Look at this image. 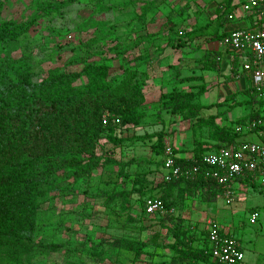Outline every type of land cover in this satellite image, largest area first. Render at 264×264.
Returning a JSON list of instances; mask_svg holds the SVG:
<instances>
[{
	"label": "trees",
	"instance_id": "16d2710c",
	"mask_svg": "<svg viewBox=\"0 0 264 264\" xmlns=\"http://www.w3.org/2000/svg\"><path fill=\"white\" fill-rule=\"evenodd\" d=\"M92 1L95 10L102 11L112 0ZM127 1L128 5L130 1L135 4V0ZM141 7L138 19L144 23L154 6L150 1L144 2ZM3 8L4 0H0V15ZM57 11V7H45L33 19L19 24L0 21V264H23L22 257L37 248L48 251L61 249L64 246L61 243L36 241L42 205L65 190V181L90 177L101 165L99 150L107 152L104 149L107 143L120 146L125 141L117 131L140 126L147 117L144 92L147 69L139 65L133 67L129 60L119 67L122 69L119 73L104 60L83 57L80 70L54 67L39 77L30 54L24 53L18 58L3 54L12 41L23 45L36 25L45 23L47 26V17ZM89 17L95 26L107 23L97 20L93 13ZM165 25L175 31L177 22ZM182 38L179 36L176 40ZM80 80L83 82L80 83ZM206 89L204 84L190 89L174 87L161 91L159 96L158 116L164 118L168 114L195 121L192 123L193 159L176 158L177 163L185 168L195 163L202 164V155L207 151L235 146L236 138L242 133L237 128L242 123L261 120V124L250 130L264 133L261 116L264 95L256 87L252 91L254 110L249 117L238 120L235 127H220L215 122V116H201L206 106L200 103L199 97ZM203 127H209L207 137L218 143L202 140ZM164 135L160 131L147 136L157 137L152 147L162 169L165 151L170 146L166 145ZM170 147L177 155V150ZM108 161L113 162L111 159ZM248 177L251 179V176ZM147 183L144 176H136L130 193H139L143 197L144 214L151 216L145 212V199L154 196L152 190L155 188L162 190L158 197L166 212L160 221L174 241L167 246L160 244V232H155L147 242L115 237L108 244L115 250L132 252L135 257L145 254L149 244L155 249L168 247L175 256L211 263L208 245L201 248L195 245V233L190 234L184 229L181 218H175L174 210L177 200L184 202L196 193H200L205 201L213 202L223 188L201 174L192 181L173 178L151 187ZM130 193L116 192L111 197L113 201L121 200L124 207L129 202ZM166 221H170V225ZM94 249L95 253H100L97 246Z\"/></svg>",
	"mask_w": 264,
	"mask_h": 264
},
{
	"label": "rangeland",
	"instance_id": "374dc122",
	"mask_svg": "<svg viewBox=\"0 0 264 264\" xmlns=\"http://www.w3.org/2000/svg\"><path fill=\"white\" fill-rule=\"evenodd\" d=\"M150 1L154 7L142 23L138 19L141 5ZM93 3L92 0H4L0 21L7 23L29 21L45 7L58 8L56 13L47 17V26L45 23L36 25L23 45L12 41L3 52L5 56L14 58L24 56V53L30 54L39 77L54 67L80 70L83 57L104 60L119 73L122 72L119 67L129 60L133 67L139 65L146 68L148 74L144 86L147 117L143 124L118 130V136L125 141L120 146L107 143L104 147L107 152L99 150L101 165L92 175L65 181V190L41 207L36 241L61 243L64 246L58 251L37 248L22 257L23 264H153L157 252L168 250V247L155 249L149 244L145 254L135 257L132 252L113 249L108 241L115 237H129L147 242L155 232H160V244L167 246L174 241L167 228L161 225L163 215L146 216L143 197L130 192L136 176L147 178L148 187L162 181V165L152 147L157 137L148 138V135L162 131L166 145L194 152L190 136L192 124H170L167 113L163 118L157 115V111L154 112L160 92L173 86L168 82L160 88L162 82L156 79L168 67L159 66V52L176 39L171 37L174 35L172 30L164 26L177 22L182 15L181 5L184 2L135 0V4L130 1L128 5L127 0H112L107 3L108 8L102 11L95 10ZM91 13L97 20L107 23L93 25L89 17ZM201 134L204 136L203 132ZM143 136L145 138L142 139ZM249 184L257 187L256 182ZM156 190L152 192L157 193ZM244 191L237 193L234 203L238 200L240 202L236 204L247 205L242 195ZM116 192L130 193L129 202L124 207L121 200L113 201L111 196ZM206 202L200 193H196L188 197L187 203L177 200L174 210L175 218H181L184 229L190 234L195 233L196 246L206 238L207 223L203 219L209 213L205 210ZM214 203H218L211 202L215 208ZM246 214H237L235 218L240 224L242 220L245 230H253L261 235L259 246L264 249V209L257 223H251ZM166 224L170 225V221H166ZM95 246L100 253H95Z\"/></svg>",
	"mask_w": 264,
	"mask_h": 264
},
{
	"label": "crops",
	"instance_id": "0c3cea01",
	"mask_svg": "<svg viewBox=\"0 0 264 264\" xmlns=\"http://www.w3.org/2000/svg\"><path fill=\"white\" fill-rule=\"evenodd\" d=\"M246 1L183 0L184 3L181 5L182 15L178 17V25L175 27V31H172L174 35L171 36L173 38L182 36L183 38L179 41L175 39V41L163 46L159 52V66H168L156 78L157 82H162L160 88L168 82L173 84L168 90L174 87L190 89L194 85L204 84L207 89L200 95L199 101L206 107L202 109L201 116L204 118L215 116V122L220 127H235L238 120L249 117L255 108L252 93L254 88L253 79L251 74L243 67L244 63L252 58V53L234 50L222 42V38L233 30L253 31L264 22V18L243 9V4ZM230 15L232 16L230 17ZM165 79L167 80L164 81ZM180 80L184 81L181 82ZM209 105L213 106L207 107ZM156 106L157 109L154 112L158 111L159 99ZM261 114L264 120V110ZM167 119L170 124H192L195 122L194 120H184L180 116H168ZM242 124L244 130L236 138L237 144L243 141L261 142L264 140L263 132L248 129L247 125L250 123ZM190 131V136L193 139L192 144L194 145V131L191 125ZM202 132L204 135L202 140L211 144L218 143V141L207 137L209 127H203ZM175 149H178L177 157L179 158L193 159L194 157V154L189 151L185 152L180 148ZM248 176L251 175L240 176L230 183L233 197L231 203L226 201L223 187L222 192L215 200L218 203L217 205L214 203L215 208L211 206V202H206L205 210L209 213H206L203 219H206V223L209 218L216 219L224 234L233 235L239 240L245 252V259L240 264H264V249L259 246L261 235L253 230H245L242 220L240 224L235 218L240 213H243V215L247 213L246 215L250 217L255 210L260 212L261 217L262 209H264V186L257 179L252 177L250 179ZM251 182H256L257 187H251L249 184ZM155 189H157L155 191L157 193H154V196H158L162 190ZM239 189L246 190L242 194L243 197L245 196L246 206L236 204L240 202L238 200L234 203ZM175 192L176 190L173 191L174 195ZM188 197L184 200V203H187ZM210 209L212 211H209ZM205 231L207 235V226ZM205 245L209 247L208 237L198 247L201 248ZM153 264L207 263L201 260L190 261L188 258L175 256L171 249H164V251L159 250L154 256Z\"/></svg>",
	"mask_w": 264,
	"mask_h": 264
},
{
	"label": "built area",
	"instance_id": "2783aa9c",
	"mask_svg": "<svg viewBox=\"0 0 264 264\" xmlns=\"http://www.w3.org/2000/svg\"><path fill=\"white\" fill-rule=\"evenodd\" d=\"M243 9L264 18V0H247ZM222 42L234 50L252 53V58L243 67L251 74L254 87L264 95V22L253 31L233 30L222 38ZM258 124H261V120ZM256 125L257 121H253L247 128L251 129ZM237 130H244V126H239ZM176 158L177 155L169 146L165 151L162 180L185 178L192 181L201 174L205 179H211L224 188V197L228 203L233 200L230 183L240 176L250 174L264 186V140L243 141L235 146L207 151L202 155L203 165L195 163L185 168L177 163ZM145 212L151 216H162L166 209L158 196H149L145 199ZM259 217L260 212L253 211L250 222L256 223ZM207 237L211 264H240L244 261L245 252L239 240L233 235L224 234L216 219L207 220Z\"/></svg>",
	"mask_w": 264,
	"mask_h": 264
}]
</instances>
